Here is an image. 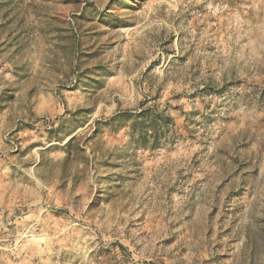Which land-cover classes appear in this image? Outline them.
Here are the masks:
<instances>
[{"label":"rangeland","instance_id":"1","mask_svg":"<svg viewBox=\"0 0 264 264\" xmlns=\"http://www.w3.org/2000/svg\"><path fill=\"white\" fill-rule=\"evenodd\" d=\"M0 264H264V0H0Z\"/></svg>","mask_w":264,"mask_h":264},{"label":"trees","instance_id":"2","mask_svg":"<svg viewBox=\"0 0 264 264\" xmlns=\"http://www.w3.org/2000/svg\"><path fill=\"white\" fill-rule=\"evenodd\" d=\"M123 248V247H122Z\"/></svg>","mask_w":264,"mask_h":264}]
</instances>
